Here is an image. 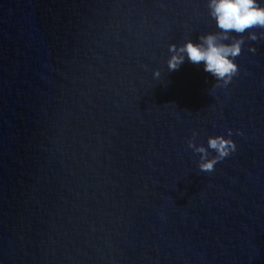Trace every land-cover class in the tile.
Listing matches in <instances>:
<instances>
[{"label": "clouds", "instance_id": "clouds-1", "mask_svg": "<svg viewBox=\"0 0 264 264\" xmlns=\"http://www.w3.org/2000/svg\"><path fill=\"white\" fill-rule=\"evenodd\" d=\"M210 15L216 20L217 27L221 29L222 36L208 34L200 37L201 43L186 42L178 50L175 45L170 46V51L175 53L168 64L170 70L177 69L185 59L193 64H204V70L217 79H224L225 83L231 80L238 71V66L233 62L241 53L243 39H236L231 45L218 43L219 38L227 39V33L236 32L243 34L253 28H264V7L257 0H209ZM249 39L256 40L255 33H250ZM255 51V49H250ZM227 78V79H225ZM229 146L233 149L235 145L223 137H210L208 147L218 153V158L229 154ZM189 147L201 153L202 162L199 167L201 171L211 172L218 158L207 160V150L189 143Z\"/></svg>", "mask_w": 264, "mask_h": 264}]
</instances>
